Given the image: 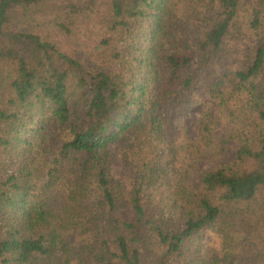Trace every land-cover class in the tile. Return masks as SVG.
<instances>
[{
    "label": "trees",
    "instance_id": "trees-1",
    "mask_svg": "<svg viewBox=\"0 0 264 264\" xmlns=\"http://www.w3.org/2000/svg\"><path fill=\"white\" fill-rule=\"evenodd\" d=\"M0 264H264V0H0Z\"/></svg>",
    "mask_w": 264,
    "mask_h": 264
},
{
    "label": "rangeland",
    "instance_id": "rangeland-1",
    "mask_svg": "<svg viewBox=\"0 0 264 264\" xmlns=\"http://www.w3.org/2000/svg\"><path fill=\"white\" fill-rule=\"evenodd\" d=\"M192 107L189 111V114L186 119H178L176 123V130L174 133V138L177 144L184 143L187 140H195L197 138V132H198V125H199V119L200 114L205 108H210V111L213 112L214 110V103L210 101L205 94V91L201 87H197L192 92ZM220 121H216V125L218 126V129L216 130V133L223 137L225 132V127L221 126ZM236 150L237 146L235 142L228 141L226 144L225 151L219 155L216 158H211L208 156H205L201 160H198L197 163L194 166L193 171L190 174V182L192 184H198L200 182V179L202 177V174L214 167H217L221 164H227L231 163L236 156ZM114 153V162L112 165V174L120 180L122 184L125 185L126 179H127V172L126 169L122 167L120 164L118 158H119V152L117 149L112 150ZM163 152V149L161 150V153ZM162 157V154H161ZM126 186V185H125ZM62 191H56L54 194V198L52 199L53 203H58L62 201ZM213 231L211 229H205L204 233L202 234L198 244H199V253L202 256H208L209 254H212L215 252V242L213 241ZM194 248H197L193 246L191 250Z\"/></svg>",
    "mask_w": 264,
    "mask_h": 264
}]
</instances>
